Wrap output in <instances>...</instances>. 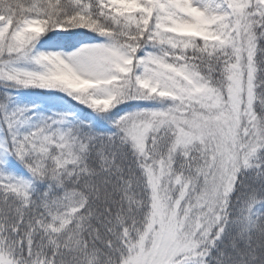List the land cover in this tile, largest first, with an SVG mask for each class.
<instances>
[{
    "label": "snow or ice",
    "instance_id": "6c2138e0",
    "mask_svg": "<svg viewBox=\"0 0 264 264\" xmlns=\"http://www.w3.org/2000/svg\"><path fill=\"white\" fill-rule=\"evenodd\" d=\"M0 264H264V0H0Z\"/></svg>",
    "mask_w": 264,
    "mask_h": 264
}]
</instances>
